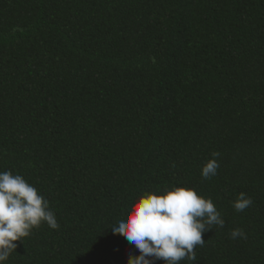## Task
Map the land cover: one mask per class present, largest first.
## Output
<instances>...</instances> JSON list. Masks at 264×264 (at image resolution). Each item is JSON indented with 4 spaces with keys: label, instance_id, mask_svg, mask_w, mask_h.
Here are the masks:
<instances>
[{
    "label": "trees",
    "instance_id": "trees-1",
    "mask_svg": "<svg viewBox=\"0 0 264 264\" xmlns=\"http://www.w3.org/2000/svg\"><path fill=\"white\" fill-rule=\"evenodd\" d=\"M0 171L59 224L6 264H127L109 228L173 185L224 220L179 264H264V0H0Z\"/></svg>",
    "mask_w": 264,
    "mask_h": 264
},
{
    "label": "clouds",
    "instance_id": "clouds-1",
    "mask_svg": "<svg viewBox=\"0 0 264 264\" xmlns=\"http://www.w3.org/2000/svg\"><path fill=\"white\" fill-rule=\"evenodd\" d=\"M219 152L211 154L201 169L203 180L217 175ZM253 203L245 193L238 194L232 206L243 212ZM58 229L59 224L50 202L28 183L22 175L0 171V264H6L15 242H23L42 224ZM224 227V220L211 198L196 190L181 186L166 187L157 192H145L109 229L122 235L139 253L129 254L127 264H179L195 261L196 246H203L202 236L213 227ZM232 239H246L242 229L230 233Z\"/></svg>",
    "mask_w": 264,
    "mask_h": 264
}]
</instances>
